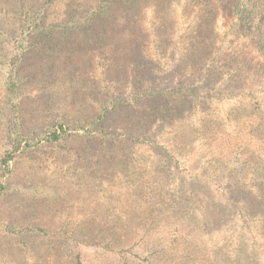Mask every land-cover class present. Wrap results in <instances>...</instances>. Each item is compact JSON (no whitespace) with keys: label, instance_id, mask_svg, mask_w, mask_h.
<instances>
[{"label":"rangeland","instance_id":"374dc122","mask_svg":"<svg viewBox=\"0 0 264 264\" xmlns=\"http://www.w3.org/2000/svg\"><path fill=\"white\" fill-rule=\"evenodd\" d=\"M234 4L0 0V264H264V37Z\"/></svg>","mask_w":264,"mask_h":264},{"label":"trees","instance_id":"16d2710c","mask_svg":"<svg viewBox=\"0 0 264 264\" xmlns=\"http://www.w3.org/2000/svg\"><path fill=\"white\" fill-rule=\"evenodd\" d=\"M231 2L235 3L234 9H235V12L237 13L238 17H241L242 15H244V13L247 14V12H249V14L254 15L258 18L256 29H258L259 32L261 33V35H263V37H264V19L262 17L264 15V13L261 10L262 6L259 7L254 0H231ZM258 12H260V13H258ZM62 132H64V131H62ZM60 134H61V127H59V131H53L51 133L50 140L53 142L57 141L60 137ZM11 156H12V154L6 155L1 161L2 164L7 166L8 162L12 158Z\"/></svg>","mask_w":264,"mask_h":264}]
</instances>
